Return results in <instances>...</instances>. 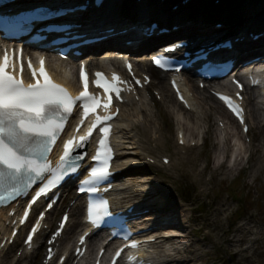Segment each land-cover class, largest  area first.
I'll return each mask as SVG.
<instances>
[{"label":"bare ground","instance_id":"1","mask_svg":"<svg viewBox=\"0 0 264 264\" xmlns=\"http://www.w3.org/2000/svg\"><path fill=\"white\" fill-rule=\"evenodd\" d=\"M77 1L83 0L66 2L72 4ZM194 3L196 4L198 1L193 0L185 5H180L178 10L173 12V7L179 5L178 0H107L102 10L83 12L78 16H74L72 21L81 24L84 22V19L90 18V15L93 14H99L101 18H110L102 26L98 27H100V31L107 28L127 31L123 37L115 41L116 44L122 46L119 48H123L122 53H120L122 57L132 54L131 57L136 58V55L141 52L139 46L142 45L148 51L157 46L158 39L150 42V39H146L141 31L142 28L150 26L148 25L149 21L168 29L172 28V26L180 27L172 35L161 39V42L165 43L166 41L165 44L160 45L163 48L181 41L193 42L197 39H208L211 35L214 36L219 33H224L229 37L238 36L240 38L250 35V33H261L262 37L257 41L246 38L243 42L248 45L246 48L241 47L243 43H236L235 55L238 60L244 58L247 52L250 53V56L254 57L264 55V0H219V4H212L211 0H203V4L200 7L208 6L209 10L205 12L202 8H198L199 10L196 11L198 19L191 17L190 14V11H192L191 6ZM195 7H199V5ZM235 19L238 20L235 21ZM215 21L223 24L220 30L215 27V24H217ZM234 21L236 25L239 24V27L234 28L231 26ZM208 29H212L214 32L208 33ZM19 30H21L19 26L12 27L13 32ZM127 41H132L136 45L126 46L124 43ZM103 46L105 47L106 44H101L95 48V50H98L95 53L99 54V56L93 55L95 58H92L90 61L92 71H108L112 66L120 67L121 61L116 57V52H114L116 50H110L102 54L98 47L101 48ZM134 65L139 75L150 72L146 60H135ZM48 66L59 82L71 89L76 88L77 82L72 74V70H74V63L72 61L64 62L50 56ZM185 79L187 80L185 89H189L185 94L191 104L189 111L184 109L175 100L168 83H164L162 80L158 85L155 84L158 86L159 91H161L160 96H162V105L165 108V112L173 118L177 135L178 133L184 134V147L179 146L177 135L176 141L169 143L168 136L162 128V124H164L162 116L158 112L161 119L156 118L158 109L156 110L152 107V102L147 97L146 91L137 94L139 97L138 101L136 100L137 96L127 99V104L121 106L120 120L117 123L118 133L115 143L119 149V154L116 166L122 170V175L116 177V203L122 204L124 208L134 206L140 209V211H148L146 215H141L138 220L143 225L142 228L149 225L160 226L164 222V219L158 215H163L165 210L180 219L179 223H177L176 219H172L174 221L171 224L164 225L159 230H155L154 236H156L157 242L152 244L148 250L149 256L156 264H205V256L209 254V251H204L198 245V242L194 240L195 232L191 226L190 207L188 208L182 201L179 202V198L176 196L172 185L162 181L159 173H169L178 177L181 174L180 170L183 169L185 173L193 177L201 176L207 171H209L212 178L215 177V174L227 177L242 168L244 157L250 155L251 160L253 156V153L250 154L252 151L251 145L245 143L248 136L242 137V135L231 131L233 119L221 107L219 102L216 101L214 104L213 97L209 95V92L207 90H200L198 84H195V81L191 77L185 76ZM218 86L219 84L215 83L210 87L214 89ZM253 92V90L247 92L248 118L252 124V130L256 128L258 132L263 133L264 126H258L262 122L260 119V108L257 104L252 103ZM192 94L193 97L191 98ZM221 113L230 120L223 121L226 119L224 117L219 120L217 116H221ZM213 114L215 115L214 121L212 120ZM217 122L224 123L227 129L224 131L218 128L217 130L218 147L215 146L212 161L206 160L203 165L201 162V165L196 167L193 155L202 149L200 139L205 134L208 125L212 126L214 123L217 124ZM254 124H257L258 127H254ZM193 143L195 144L193 145ZM171 144L174 155L167 154L169 149H172ZM260 150L262 151V158L254 169L257 175L262 170L264 171V139L262 140ZM235 153L238 156L231 163L230 154L232 159V155ZM163 158H169L170 163L168 165L163 164ZM150 160H154L155 165L151 166L148 163ZM190 161L194 162L192 166L190 165ZM248 164L246 163V165ZM255 178L256 175L253 176V181H255ZM205 183H207V179ZM68 191L69 189L64 190L58 205L52 213L48 214L46 225L49 228L56 227L55 224L61 213L67 208L70 209V221L64 231L63 237L58 242L59 253L69 255L68 263L72 264L71 249L77 236L83 231L85 224L81 217L82 202L80 197H77L75 191L66 196L65 194ZM69 198L70 201H75L74 205L71 206L68 203ZM213 207L217 209L215 203ZM40 209L41 205H38L34 210L38 212ZM13 220L14 217L8 216V210L1 212L0 243L4 236L10 237V224L7 223H11ZM252 228L251 226L249 227L248 223H244L237 230L223 235L224 238L220 242L227 243L229 248L238 246L239 250L232 254L237 257L240 255L248 257L247 255L251 250H253L251 256L261 254V252L258 253V248H254V246L259 240L264 239V231L261 229L253 230ZM27 229L28 227L21 228L19 236L14 241V245H10L0 251V264H21L29 260L33 254L40 255L42 250L40 244L42 238L46 235V231H42L34 240V250L37 251L24 252L20 258H17L16 255L13 256L16 249V251H19L23 248L22 240ZM176 231L182 232L179 237L169 235V232L176 233ZM230 233L233 234L232 239L228 238V234ZM243 235L248 242L246 247L241 249V242L244 241ZM207 238L211 242L213 235L208 233ZM97 239L98 237L89 239L88 257L83 260L85 264L88 263L95 253Z\"/></svg>","mask_w":264,"mask_h":264},{"label":"snow or ice","instance_id":"2","mask_svg":"<svg viewBox=\"0 0 264 264\" xmlns=\"http://www.w3.org/2000/svg\"><path fill=\"white\" fill-rule=\"evenodd\" d=\"M155 62L159 64L158 60ZM10 63L7 54L0 59V203L8 198L2 194L4 191H8L4 184L6 176L14 179L29 174L34 176L36 180L43 181L47 179L45 174L48 173L53 178L47 179V183L39 187L35 196L32 197V202L34 203L42 195H47L48 191L55 187L59 180L64 179L65 174L74 173L78 170L77 161L82 160L83 156H74L73 153L78 148L84 147L97 129L102 133V138L98 142L96 154L92 159L98 162L99 166L91 167L88 173L89 178L84 180L82 184H92L105 179L110 174L109 167L112 159V149L108 143L111 129L107 125V121L113 118L111 115H96L95 122L87 129L85 135L79 136L78 139L67 140L63 145V154L55 171H53L47 157L66 127V118L73 113L77 103L79 102V107L82 108L84 118H87L90 113H96L101 106L105 111H108L113 103L112 94L115 93L116 97H120L122 89L119 85L123 83L120 77L113 74L112 81H108L103 73H95L94 84L103 89L107 96L106 102L102 104L100 98L89 92L88 74L83 67L80 71L83 90L78 96L73 97L66 88L53 82L45 69L44 58H40L38 72L29 60L28 68L35 82L28 85L24 84L22 78L18 79L8 73L7 68ZM21 73H23L22 59ZM220 99L243 123L242 109L234 104L229 97L221 95ZM81 124H83V119ZM32 183L34 180H29V185ZM86 190L96 192L97 188H79L80 192ZM20 194L19 188L13 185L9 191V197ZM105 210L106 202L96 205L95 209L90 205L88 208L90 221L96 224L97 221L93 219V215L99 217ZM27 215L28 212L26 211L25 217ZM66 219L67 217H65ZM32 231L35 232L36 229L33 228ZM28 239L31 240V236ZM83 241L84 237H81V243ZM134 246L135 244H133ZM120 254L121 252L118 251L116 256Z\"/></svg>","mask_w":264,"mask_h":264},{"label":"rangeland","instance_id":"3","mask_svg":"<svg viewBox=\"0 0 264 264\" xmlns=\"http://www.w3.org/2000/svg\"><path fill=\"white\" fill-rule=\"evenodd\" d=\"M178 1L180 3L183 0ZM197 1L198 3H194L191 6L192 11H190L191 17L195 19H198L196 13L197 10L201 8L205 11L209 10L208 6L200 7L203 4V0ZM215 1L216 0H211V3L214 4ZM197 5H199V7H195ZM215 23L218 22L215 21ZM72 71L74 72V70ZM152 72L153 74H156L154 71ZM161 80L157 79L154 81V84L151 85L152 91L150 96H154L153 93H157V95L160 96L161 91H159V88L156 85H158ZM163 81L164 83H167V80ZM154 102L158 108L156 118L161 119L159 115L160 113L162 120L164 121L162 128L168 136L169 143H173L176 141L177 134L173 118L165 112V108L162 105V97L160 102L157 100ZM215 102L216 101L213 98V103L215 104ZM152 107H154L153 104ZM214 119L215 116L213 114L212 120L214 121ZM218 128V125L215 123L212 126L209 124L208 128H206L205 134L202 135L205 144L201 146L202 149H200L199 152L194 153L193 155L196 167H199L201 162L203 165L206 160H209V162L212 161L215 146L218 144ZM231 131L235 134L238 133L242 135L240 130L234 127V125L232 126ZM248 136L249 138L245 143L252 147L250 154L253 153V156L251 160L250 155L244 157L242 168L227 177L215 174V177L212 178L209 171L201 176L198 175L193 177L185 173L183 169L180 170L181 174L178 177L169 173H159L162 181L166 184L172 185L176 196L179 198V202L182 201L188 208L190 207L191 226L195 232L194 240L198 242V245L204 251H209V254H207L204 259L205 264H264V239L259 240L254 246V248H258L257 251L258 253L261 252V254L251 256L253 252V250H251L247 255L248 257L245 255H240L238 257L232 255L239 250L237 248L238 246L229 248L227 243L220 242V240L224 238L223 235L237 230L244 223H248L249 227H253V230L261 229L264 231V171L262 170V172L257 175L254 170L257 163H259L262 158V151L260 149L262 146V140L264 139V132L260 133L257 129H254ZM248 141L250 142L248 143ZM167 154L174 155L173 148L169 149ZM236 156H238L237 153L232 155L231 159L230 154V160H232L230 161L231 163L235 160ZM193 163L194 162L190 161L191 166ZM246 163L249 164L246 165ZM254 175H256L257 178H255V181H253ZM206 179L207 183H205ZM69 201L70 199L68 202ZM214 203L217 205V209L213 207ZM208 233L213 235V240L211 242L207 238ZM232 237V233L228 234L229 239H232ZM245 239L246 237L243 235L244 241L241 242V249L247 245L248 240ZM16 250L14 251L13 256L16 255L17 258H20V252ZM43 253L44 247L39 256L33 254L29 260L22 262L21 264H41Z\"/></svg>","mask_w":264,"mask_h":264}]
</instances>
